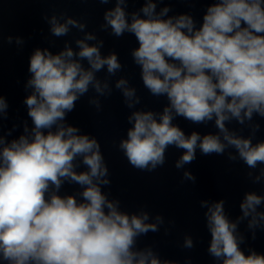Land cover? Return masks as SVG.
<instances>
[{"label":"clouds","instance_id":"clouds-1","mask_svg":"<svg viewBox=\"0 0 264 264\" xmlns=\"http://www.w3.org/2000/svg\"><path fill=\"white\" fill-rule=\"evenodd\" d=\"M97 2L114 6L104 10L93 31L66 11L42 14L51 36L65 37L73 29L82 35L65 40L55 53L39 47L31 53L22 101L27 119L6 128L10 105L0 95V264H180L162 258L153 244L139 246L142 237L162 228L170 235L175 220L146 205L122 208L110 190L100 141L68 122L85 97L100 113L104 101L119 92L129 127L113 144L138 171L162 168L175 148L181 152L174 161L181 183L196 184L187 166L199 152L242 163L246 179L264 186V139H257L264 120V0H210L199 22L191 12L170 15L166 0H142L132 11L129 4L137 0ZM181 2L191 8L196 0ZM98 32L134 36L132 63L149 95L166 99L162 110L137 107V87L118 75L126 65L116 51L102 52L105 40ZM2 39L18 48L25 44L20 36ZM177 118L211 123L215 131L186 133ZM65 184L77 187L62 193ZM226 203L199 200L212 264H264V253L249 244L264 232V193L245 191L234 218ZM178 246L190 251L196 241L184 233ZM183 264H193L192 257L185 256Z\"/></svg>","mask_w":264,"mask_h":264}]
</instances>
